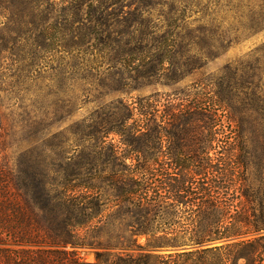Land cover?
I'll use <instances>...</instances> for the list:
<instances>
[{"label": "rangeland", "instance_id": "1", "mask_svg": "<svg viewBox=\"0 0 264 264\" xmlns=\"http://www.w3.org/2000/svg\"><path fill=\"white\" fill-rule=\"evenodd\" d=\"M12 5L10 13L6 7ZM12 5H0V113L19 143L26 141L25 132L36 138L45 128L49 145L62 144L52 158L62 151L66 161L76 162L69 177L74 169L88 178L95 152L110 144L129 155L126 163L134 168V148L152 146L140 134L141 112L157 106L156 121L163 120L159 162L164 172L178 170L177 161L187 159L189 149L207 144L205 123L201 142L182 139L180 127L164 123V105L207 99L218 82L223 96L239 97L234 108L247 138L246 148L240 143V210L260 214L264 0H15ZM34 145L39 148L42 141ZM104 159L113 162L105 149L100 163ZM151 161L140 158L137 169ZM81 255L96 260L93 248L81 249Z\"/></svg>", "mask_w": 264, "mask_h": 264}, {"label": "trees", "instance_id": "2", "mask_svg": "<svg viewBox=\"0 0 264 264\" xmlns=\"http://www.w3.org/2000/svg\"><path fill=\"white\" fill-rule=\"evenodd\" d=\"M9 1L15 2L0 5ZM13 6L6 7L10 13ZM214 87L204 100L165 103L164 123L198 144L204 122L207 142L167 172L157 154L163 122L156 121L157 106L141 112L140 134L152 146L134 148V168L110 144L95 152L88 178L74 169L69 177L76 162L62 151L52 158L62 144L49 145L45 128L36 138L25 132L19 143L0 113V264H264V204L259 217L240 210V143L246 148L247 138L234 108L239 97L223 96L218 82ZM104 149L113 162L100 163ZM142 157L153 161L137 169ZM169 218L176 220L154 223ZM84 248L95 249V261L81 255Z\"/></svg>", "mask_w": 264, "mask_h": 264}]
</instances>
